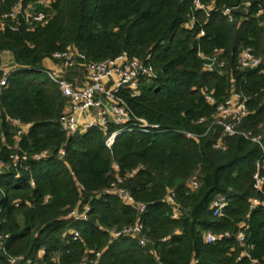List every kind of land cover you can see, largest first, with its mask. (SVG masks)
I'll use <instances>...</instances> for the list:
<instances>
[{
  "label": "trees",
  "instance_id": "trees-1",
  "mask_svg": "<svg viewBox=\"0 0 264 264\" xmlns=\"http://www.w3.org/2000/svg\"><path fill=\"white\" fill-rule=\"evenodd\" d=\"M36 1L0 0V21L16 3ZM192 2L54 0L44 26H21L18 32L0 26V76L3 53H11L15 65L0 98V160L7 161L3 143H12L14 135L5 118L31 124L20 139L29 159L19 176L13 170L0 174V236H7L0 264L14 257L31 264H54L55 259L82 264L96 253V264H250L237 261L244 249L236 241L240 232L251 257L264 264V208L249 210L252 198L264 199V186L263 195L253 189L257 163L264 160V66L241 71L237 65L244 48L264 55V27L255 16L264 0H200L207 14L194 10ZM224 8H237L233 23L222 16ZM67 49L88 62L124 52L138 60L150 55L156 78L142 82L138 97H123L136 118L156 129L124 130L110 148L98 129L67 137L58 126L65 101L42 67L53 53ZM214 49L222 51V74L204 72L197 57L198 50L209 54ZM205 92H212L217 103L232 92L245 96L249 114L238 130L261 136L263 150L242 136L222 138L210 119L215 107L206 103ZM200 118L205 120L198 124ZM118 129L110 125L108 133ZM218 142L221 147L215 148ZM44 151L50 152L47 159L32 160ZM114 163L122 186L145 206L143 212L104 193L114 180ZM260 173L264 176V169ZM193 178L198 189L191 191L186 184ZM169 190L175 192L176 219L163 201ZM216 196L227 201L220 217L210 210ZM81 205L90 207L88 220L72 223L67 216ZM135 222L143 225L151 245L140 247L131 237L111 239V231ZM70 229L78 231V241L71 240ZM207 232L229 237L206 244Z\"/></svg>",
  "mask_w": 264,
  "mask_h": 264
},
{
  "label": "built area",
  "instance_id": "built-area-1",
  "mask_svg": "<svg viewBox=\"0 0 264 264\" xmlns=\"http://www.w3.org/2000/svg\"><path fill=\"white\" fill-rule=\"evenodd\" d=\"M54 0H37L26 6L22 2L13 5L8 12L2 15L0 26L2 29L7 28L12 32H18L21 26L32 29L37 26H44L49 20L48 12L51 10V5ZM33 5L34 9L28 10ZM249 7L248 2L243 4ZM192 6L196 11H202L206 14L208 9L200 0H193ZM237 8H224L221 11L223 17L228 23H233V11ZM259 19V25L264 27V7L258 6L255 13ZM189 30L194 29V21L188 25ZM204 32L201 31L199 37H203ZM222 51L214 49L211 53L205 54L201 50L197 51V57L202 61V70L208 73L222 74L225 67V62L221 60ZM55 64L57 71L44 69L43 72L47 75L50 81L57 86L61 97L65 101L64 110L58 119V126L67 137H72L78 133L88 131L90 129H98L106 135L105 145L107 148L112 146V143L117 135L122 131H137L141 133H149L156 129L144 120L136 118L129 109L123 95L128 94L130 98H136L140 94V86L142 82L150 81L156 78V71L150 64V55L144 60L130 58L127 53H121L115 58L106 59L98 62H88L84 55L78 53L75 49H67L62 52H55L50 57ZM81 65L84 69L85 76L83 77L81 86L74 85L69 81L64 73L74 70ZM238 69L241 71H255L264 66V55L257 57L253 50L249 47L240 51L237 59ZM1 67L0 76V98L3 90L7 87L8 77L14 70ZM264 92V89H263ZM204 99L207 104L215 107L214 113L210 116L212 124L220 127L221 137L242 136L252 143L261 145V136L253 137L249 132H240L238 130L241 122L249 114L247 107V98L242 94L232 92L219 103L215 100L212 92H205ZM1 114V107H0ZM204 118L198 120V124L204 122ZM5 122L13 129L12 143H3V148L8 151L7 161L0 160V174L5 170H13L16 176H19L20 169L28 161L27 153L20 146V139L27 133L31 124L23 123L17 118L6 117ZM114 125L119 129L108 133L109 126ZM187 138H195L189 133H184ZM215 148H220L218 142ZM50 156L49 151H44L32 156V160L36 162L43 161ZM65 157L63 148L58 151V158ZM139 169V168H138ZM138 169L132 171L129 176L134 175ZM264 169V160L262 163H257L256 172L253 175V189L257 194L263 195L264 176L260 171ZM114 180L110 187L104 191L106 195H112L118 198L122 203L134 206L139 213L143 212L145 206L138 204L130 192L126 190L122 184L123 179L119 176V167L117 164L112 165ZM32 184V183H31ZM33 185V184H32ZM187 188L191 191L198 189V184L195 179H191L187 184ZM80 189L83 188L80 186ZM164 203L171 208L172 218L179 217V212L175 205V192L169 190L163 199ZM18 205V203H16ZM227 206V201L223 196H216L211 204L210 210L213 217L222 216L223 210ZM257 208H264V199L252 198L249 203L250 212ZM90 207L88 205L78 206L71 211L67 219L72 223H82L88 220ZM72 241H78L80 236L77 230L70 229L67 231ZM112 240L121 237H131L137 240L140 247H147L151 243L143 236V225L140 222H135L133 225L123 227L119 230L110 232ZM222 237H229L228 234L216 236L210 232L204 234L203 239L206 244L214 243ZM7 236H0V251H3V239ZM236 241L244 249L239 255L237 261L248 260L250 264H259L258 260L251 257L249 251L245 248V237L242 232L236 236ZM88 253V252H87ZM155 254V252H152ZM44 251H40L41 257ZM100 254L96 253L94 259L89 260L84 258L82 264H96ZM10 264H31V260L24 261L23 257H14L9 260Z\"/></svg>",
  "mask_w": 264,
  "mask_h": 264
},
{
  "label": "crops",
  "instance_id": "crops-1",
  "mask_svg": "<svg viewBox=\"0 0 264 264\" xmlns=\"http://www.w3.org/2000/svg\"><path fill=\"white\" fill-rule=\"evenodd\" d=\"M1 62H2L1 67L3 69L8 68L11 70L15 68V65L13 63V56L9 52H5L2 54ZM42 67L44 69H48L51 71H57L55 64L51 60H48V59L43 61ZM81 68H82L81 65H79V67H76L74 70L66 71L64 73L65 77L76 86H81L82 80L84 77L83 76L84 69H81Z\"/></svg>",
  "mask_w": 264,
  "mask_h": 264
},
{
  "label": "rangeland",
  "instance_id": "rangeland-1",
  "mask_svg": "<svg viewBox=\"0 0 264 264\" xmlns=\"http://www.w3.org/2000/svg\"><path fill=\"white\" fill-rule=\"evenodd\" d=\"M27 5H28V4H27ZM25 6H26V5H25ZM32 9H34L33 5H32L28 10H32ZM81 69H82V68H81ZM83 76H85V73L83 74ZM113 173H114V172H113ZM114 175H116V174L114 173ZM56 262H57V259H55L53 263H54V264H57Z\"/></svg>",
  "mask_w": 264,
  "mask_h": 264
}]
</instances>
